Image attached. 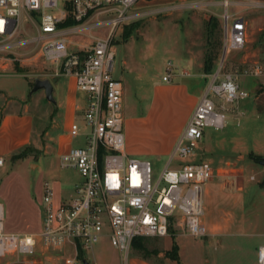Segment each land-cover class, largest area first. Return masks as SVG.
I'll list each match as a JSON object with an SVG mask.
<instances>
[{"label": "built area", "instance_id": "1", "mask_svg": "<svg viewBox=\"0 0 264 264\" xmlns=\"http://www.w3.org/2000/svg\"><path fill=\"white\" fill-rule=\"evenodd\" d=\"M138 1L0 0V74L7 69L2 61L13 60L9 55L17 54L15 49L20 44L31 43L46 61L55 63L57 76H73L77 88L87 93L84 104L79 105L84 122H73L70 127L71 136L82 138V143L70 146L60 158V165L75 168L81 180L61 197L50 180L43 182L42 226L38 232L8 231L5 206L0 201V257L15 254L31 258L40 251H50L60 253L66 264H79L81 249H93L108 237L125 253L127 262L137 237L166 236L173 227H181L195 237L208 234L203 219L204 193L214 176V166L205 159L172 164L176 158L195 155L206 128L225 127L231 110L228 104L250 93L241 87L234 73L222 72L220 65L154 182L152 161L126 151L124 85L114 76L116 56L111 38ZM232 3L222 2L224 54L243 49L247 42L246 19L228 10ZM255 6L264 8V2L257 1ZM28 11L39 18V26L35 23L38 33L19 41L18 19ZM110 13L116 15L103 17ZM70 17L76 23L62 26ZM109 24L111 28L105 35L92 32ZM73 34L89 35L94 40L74 50L70 47ZM174 68V61L169 60L164 81L172 80ZM180 71L182 75L190 74L186 69ZM245 71L262 72L259 66ZM6 162V157L0 155V170ZM258 263L264 264V244L258 248Z\"/></svg>", "mask_w": 264, "mask_h": 264}, {"label": "rangeland", "instance_id": "2", "mask_svg": "<svg viewBox=\"0 0 264 264\" xmlns=\"http://www.w3.org/2000/svg\"><path fill=\"white\" fill-rule=\"evenodd\" d=\"M222 2L223 0H139L131 9L130 17L117 25L111 38L112 50L116 56L114 76L123 81L125 116L132 117L133 114L140 111L145 112L153 93L157 90L158 94L162 96L174 95L172 99L164 101L163 111L169 116L172 128H179L191 111L190 99L204 85H207L206 89L209 87L213 75L205 74L207 77L203 79L196 75L180 77L182 75L180 70L185 68L190 73H204L205 57L208 52L219 53L214 62L216 69L222 65V72L234 73L241 87L249 89L248 76L245 70L250 66L241 61L242 56L247 53L249 43L243 50H228L224 54L222 14L225 7ZM235 9L246 10L248 18L255 14H264L263 7L253 9L247 6L239 7L232 3L228 8L230 12ZM114 15L116 14L110 13L103 17L108 18ZM39 22V18L35 17L33 12H24L18 19L19 36L17 39L19 41L28 40L36 35L38 33L36 24L39 26ZM110 28L111 25L109 24L94 28L92 32L105 35ZM255 37L257 39L254 45L260 51L253 56L264 62V32L262 35L257 33ZM71 39L70 47L74 50L81 48L83 44L89 45L94 40L92 36L83 34H73ZM15 50L17 54L9 55L14 58L13 60L2 61L7 69L6 73L0 74V89L6 95L15 98H20V92H23V95L29 99H35L44 94L42 99H37L40 101V114L36 113V122L39 126L42 120L44 127H48L52 120L53 104L47 99L44 89L34 93H31V90L36 78H49L53 82L58 78L55 74V63L46 61L31 43L20 44ZM169 60H173L175 63L173 82L187 81L190 85L187 92L181 93L177 89L171 91V89L162 88L166 84L163 75L167 73ZM200 63H202V67L198 65ZM261 65L263 73L260 76L264 80V63ZM221 79L222 76L218 82ZM262 84L263 87L259 89V92H263L260 98L261 109L264 108V83ZM211 96L218 103L222 102L218 97ZM249 97L250 95L246 98ZM86 98L87 93L80 91V100L84 102ZM246 98L240 101L246 100ZM237 104L238 102L228 104L231 109L227 112L228 130L230 133L244 132L240 134L242 139H246L251 146L257 147L258 150L264 151V114L244 117L242 125H238L233 113ZM40 115H42V119ZM68 120L70 121V118ZM79 121H84L83 114ZM65 122L61 121L63 125ZM208 129L212 130L213 128ZM141 135L145 136L143 133ZM230 138L232 139V136ZM82 140V138H77L74 142L75 145L82 143ZM145 140L143 145L148 146L149 138L145 136ZM40 142L39 147H28L24 150L22 153L24 155L21 157L7 160L4 166L5 170L14 168V172L17 171L18 173L12 172L9 176L1 178L3 175L2 169L0 170V201L4 202L8 225L12 229L23 227L25 232H31L33 228L39 226L36 209L30 206L25 195L27 188L31 191L35 186H40L43 181L50 180L55 190L57 188L67 194L73 185L82 178L75 168L60 165L57 155L54 153V143L50 138L42 137ZM67 142H63V146L68 144ZM228 145L230 148H226V150L232 152L234 150L233 145ZM219 146L223 147L220 143ZM202 149L204 148L199 145L195 155L176 158L172 166L201 160L202 158L198 156ZM140 157L152 161L153 181L155 182L171 156L146 155ZM256 157L259 164L264 167V152L257 154ZM206 159L213 166L216 165L215 158L207 156ZM262 166L260 167L263 168ZM12 177H15L16 181L7 191V195L4 191ZM23 182H26L27 188ZM261 183V185L264 184V176ZM40 198L41 191L38 192V201ZM261 216L264 217L262 214ZM138 239L140 240L139 243L133 242L132 244L127 262L125 261V253L113 246L108 237H104L95 244L93 249L80 250L79 264H83V259L88 260L90 264H141L143 261L148 264H213L212 258L215 254L238 255L244 252L248 243L250 244L248 238L241 235L233 238L231 246L218 245L208 235L204 237L191 236L181 227H173L166 236H140L137 237ZM70 255H75V253ZM0 264L66 263L62 257L60 258V253L40 251L31 258L15 254L0 257Z\"/></svg>", "mask_w": 264, "mask_h": 264}, {"label": "crops", "instance_id": "3", "mask_svg": "<svg viewBox=\"0 0 264 264\" xmlns=\"http://www.w3.org/2000/svg\"><path fill=\"white\" fill-rule=\"evenodd\" d=\"M257 1L264 2V0H235L233 4L235 3L239 7L261 8L255 6ZM234 12L243 15L247 22L246 45L249 44L247 45V53L242 56L241 61L250 66L246 69L255 70L256 66H259L262 70L261 63L264 62L257 60L253 55L260 51L254 44L257 39L255 35L257 33L262 35L264 32V14H255L248 18L246 10L235 9ZM198 65L203 66L202 63ZM262 73L263 70L260 74L247 73L249 89L246 90L250 93V97L246 100H239L236 109L234 112L232 111L238 125H242L244 117L264 114V108L261 109L260 106L262 103L260 98L263 92H259V89L263 87L262 83H264L263 78L260 76ZM9 74L13 75L15 73ZM205 74L198 72L196 74L180 75V77L196 75L203 79L207 77ZM52 83L56 103L51 101L53 104L52 120L49 122L48 127H44L42 120L39 126L36 122V113L40 114V101H37V99H42L41 97H44V94L35 99H29L23 95V92H20V98H15L6 95L0 89V155L5 156L6 161L10 158H18L16 156L20 154L22 156L23 151L28 147H39L42 137H48L54 143V153L57 155L59 162L61 155L68 151L70 146L75 145L74 142L77 138L71 136L70 127L73 122H80L79 118L82 115L79 105H83L84 102L80 100V90L77 88L73 76H58ZM206 86L204 85L190 99L191 111L179 128H172L169 116L163 111L164 101L172 99L174 95L162 96L156 90L145 112L140 111L141 113H135L132 117L125 116L126 151L132 156L138 157L146 155L170 157L196 104L205 93ZM189 87L187 81L174 83L173 78L169 82L166 81V84L162 86V88L171 89V91L180 90L181 93L187 92ZM40 117L43 118L42 115ZM68 118H70V121ZM61 121L66 122L63 125ZM208 128H206L204 138L200 143L204 149L198 156L205 160H207V156H211L215 158L216 164L214 165V176L207 183L204 193L205 214L203 219L207 226V235L218 245L231 246L233 238L241 235L246 236L250 242L243 253L230 256L224 253L215 254L212 262L213 264H259L258 248L264 244V217L261 216V214L264 216V184L261 185L264 167L259 164L256 155L262 154L264 151L262 149L258 150L257 147L251 146L246 139H242L240 135L244 133L242 131L238 133L231 132V135L230 130H228V120L226 126L221 129L213 128L214 130H211ZM142 133L149 138L150 143L148 146L143 145L145 136L143 137ZM65 141H68V144L63 146ZM219 143L223 147H220ZM228 144L233 145L234 150L232 152L226 150V148H230ZM1 171L3 175L1 178L9 176L12 172L18 173L16 170L14 172V168L5 170V167H3ZM14 181H16V178L12 177L7 183L5 194L8 195L7 191L13 186ZM43 182L31 191L27 188L26 182H23L26 185L25 188H27L25 195L28 203L36 209L39 218V226L32 227L31 232H38L42 226L38 192L41 191L42 198ZM56 193L58 197L66 195L57 188ZM1 202L4 204L3 201ZM6 229L12 232H25L23 227L10 228L7 216ZM141 264L148 263L143 261Z\"/></svg>", "mask_w": 264, "mask_h": 264}, {"label": "water", "instance_id": "4", "mask_svg": "<svg viewBox=\"0 0 264 264\" xmlns=\"http://www.w3.org/2000/svg\"><path fill=\"white\" fill-rule=\"evenodd\" d=\"M40 89H44L46 93V97L48 100L56 103V99L54 97V85L49 78H36L31 90V93H34ZM264 164V160H263ZM84 264H90L88 260L84 261Z\"/></svg>", "mask_w": 264, "mask_h": 264}, {"label": "trees", "instance_id": "5", "mask_svg": "<svg viewBox=\"0 0 264 264\" xmlns=\"http://www.w3.org/2000/svg\"><path fill=\"white\" fill-rule=\"evenodd\" d=\"M75 23H76V21L72 17H70V18H68V20L65 23H63L62 26L73 25ZM218 55H219L218 52H215V53L208 52L206 57H205V63H204V69L203 70H204V73H206L209 76L212 75L216 71V65L214 64V62L217 59ZM16 157H21V154L17 155ZM134 242H135V244H137L140 242V240L139 239L137 240V238H136L134 240Z\"/></svg>", "mask_w": 264, "mask_h": 264}]
</instances>
